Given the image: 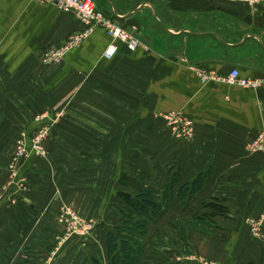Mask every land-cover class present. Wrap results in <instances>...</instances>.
<instances>
[{"label": "crops", "instance_id": "0c3cea01", "mask_svg": "<svg viewBox=\"0 0 264 264\" xmlns=\"http://www.w3.org/2000/svg\"><path fill=\"white\" fill-rule=\"evenodd\" d=\"M92 1L142 47L116 43L105 58L113 41L96 27L61 65L46 66L44 51L84 25L57 5L0 0V264H109L107 234L144 221L125 200L141 192L161 210L135 264H264V223L260 238L247 225L264 215V155L246 151L264 130V86L204 84L194 72L264 77V5ZM177 112L192 122L191 139L166 127L162 115ZM51 119L47 157L22 160L24 189L13 187L15 141ZM198 177L200 190L182 199ZM212 199L225 218L201 217ZM62 206L95 222L87 238L58 246Z\"/></svg>", "mask_w": 264, "mask_h": 264}, {"label": "built area", "instance_id": "2783aa9c", "mask_svg": "<svg viewBox=\"0 0 264 264\" xmlns=\"http://www.w3.org/2000/svg\"><path fill=\"white\" fill-rule=\"evenodd\" d=\"M41 5L53 4L57 5L61 11L73 14L79 22L84 25V29L69 35L65 41L58 46H51L44 51L42 64L61 65L64 61L66 53L80 45L96 27L105 30L107 35L112 39L113 43L104 51L105 58H111L117 52V45L121 44L126 50L133 52L142 47L141 42L137 37L127 30L116 25L113 21L103 16L96 8L91 0H32ZM228 2L243 3L249 8L254 9L264 5V0H226ZM197 77L202 83H221L229 86H236L244 90H258L264 86V77L259 78H242L237 69H232L226 75H219L214 71L204 69H194ZM171 136L176 140L191 139L193 135L192 122L182 113H168L162 115ZM47 129H42L33 134L31 140L32 151L36 154H42V141L47 136ZM17 157H23L26 154L25 142H17ZM246 151L249 154L264 155V130L259 131L253 140L246 146ZM22 186L19 184V187ZM65 218L67 221L66 230L67 237L87 236L94 228V222H87L76 216L71 211H65L59 221ZM251 232L259 237L260 229L264 223V215L258 219H250L249 221Z\"/></svg>", "mask_w": 264, "mask_h": 264}, {"label": "trees", "instance_id": "16d2710c", "mask_svg": "<svg viewBox=\"0 0 264 264\" xmlns=\"http://www.w3.org/2000/svg\"><path fill=\"white\" fill-rule=\"evenodd\" d=\"M202 186L201 178H197L190 184L184 185L179 192L182 199H186L200 190ZM127 205L133 212L142 218L144 221L126 222L129 234H122V230L118 229L116 235L112 233L107 234V252L109 256V264H135L139 261L143 253V248L140 243L147 233V221L153 220L161 210V206L154 203L151 194L141 192L134 198H125ZM204 212L202 218L209 219L210 217L220 216L225 218L228 210L221 205L217 199H212L210 202L202 204ZM252 264V263H249Z\"/></svg>", "mask_w": 264, "mask_h": 264}, {"label": "rangeland", "instance_id": "374dc122", "mask_svg": "<svg viewBox=\"0 0 264 264\" xmlns=\"http://www.w3.org/2000/svg\"><path fill=\"white\" fill-rule=\"evenodd\" d=\"M92 1V0H91ZM93 2V1H92ZM94 3V2H93ZM236 3V2H234ZM142 44V43H141ZM51 47V46H50ZM56 66H59V65H56ZM58 116H60V113L56 115V117L58 118ZM39 119L41 121H47V119H49V116L48 114H44V115H41L39 117ZM56 122L53 121V119L50 120V122H44L43 124L40 125V127L37 128V131L39 130H42V129H47V136L45 137V139L42 141V150H43V153L42 154H39V155H36L33 151H32V148H31V140H32V137H33V134H35V132L29 137L27 138L28 140H25V137L24 136H20L16 141H15V151H14V154L12 155L9 163H10V184H13V187H15V184L19 186V184H21L22 186H20L19 188H23V177H20L19 174H18V167H19V164L21 163L22 160H24L25 158H27L29 155H33L37 158H46L47 157V154H46V150L44 148V143L45 141L47 140L49 134H50V131L52 129V126L55 124ZM24 141L25 142V145H26V154L23 156V157H17V142L18 141ZM28 141V142H27ZM24 189V188H23ZM71 211L72 213H74L76 216H78L79 218H81L82 220H85L87 222H91L92 220H87V219H84L83 217H80L71 207L69 206H62L59 210H58V213H57V216H56V222L59 226H61L63 228V234H61L59 240H58V246L60 245V243L62 242H67L68 240H70L71 238H74V237H77V238H80V239H85L87 238L91 232L87 235V236H84V237H81V236H77V235H73V236H69L67 237V230H66V225H67V221L65 218L62 219V222L59 221V218H61V215H63V213L65 211ZM250 220V219H249ZM249 220H247V225L249 227V230H250V234L254 237V238H260L261 237V229H260V232H259V237H256L252 232H251V229H250V225H249ZM94 222V221H92ZM95 223V222H94ZM66 224V225H65ZM68 226V225H67ZM55 254H56V251L52 252V253H49V258L48 259H51V257H55ZM46 259V258H45ZM47 259V260H48ZM44 264H48L46 262H44Z\"/></svg>", "mask_w": 264, "mask_h": 264}, {"label": "water", "instance_id": "95a60500", "mask_svg": "<svg viewBox=\"0 0 264 264\" xmlns=\"http://www.w3.org/2000/svg\"><path fill=\"white\" fill-rule=\"evenodd\" d=\"M121 195H123V196H124L125 194H121Z\"/></svg>", "mask_w": 264, "mask_h": 264}]
</instances>
